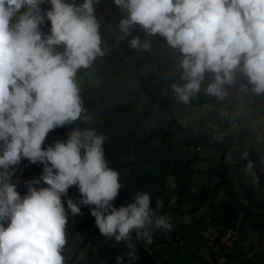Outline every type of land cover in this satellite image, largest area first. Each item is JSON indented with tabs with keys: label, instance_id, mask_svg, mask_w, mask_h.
<instances>
[{
	"label": "clouds",
	"instance_id": "clouds-1",
	"mask_svg": "<svg viewBox=\"0 0 264 264\" xmlns=\"http://www.w3.org/2000/svg\"><path fill=\"white\" fill-rule=\"evenodd\" d=\"M42 2L0 0V169H4L0 172V264H64L67 221L61 196L73 185H78L83 205L95 206L91 215L100 234L127 242L132 249L127 255L136 259L131 234L150 244L149 226L170 229L171 224L163 216L153 220L148 193L137 194L127 206L113 205L121 184L118 173L106 164L105 137L94 129H75L66 143L58 141L42 149L50 130L91 119L82 106L75 75L104 55L93 0L80 6L50 0L46 15L51 34L44 38L39 30L44 20ZM114 2L129 13L120 22L121 40L139 24L182 53L184 83L171 86L180 102L189 103L199 92L205 72L215 73L206 92L222 99L224 85L234 83L238 68L253 92L264 93V0ZM129 43L141 50L151 46L148 41L141 44L138 36ZM57 45L64 46L63 53L54 50ZM21 156L45 165L32 184L48 185L40 190L29 185L23 199L16 185L7 182L9 166ZM162 205L163 201L157 202L158 208ZM67 206L74 215L81 211L72 200ZM4 221H10L7 227ZM116 264H125L124 257L118 256Z\"/></svg>",
	"mask_w": 264,
	"mask_h": 264
},
{
	"label": "trees",
	"instance_id": "trees-1",
	"mask_svg": "<svg viewBox=\"0 0 264 264\" xmlns=\"http://www.w3.org/2000/svg\"><path fill=\"white\" fill-rule=\"evenodd\" d=\"M64 2L80 6L84 0ZM93 6L101 44L108 50L104 55L97 56L88 67L94 69L98 82L92 85L85 80L79 89L82 106L91 119L87 122L82 118L77 119L50 130L42 149L47 150L58 141L66 143L75 129H94L98 135H103L106 164L118 173L121 184L119 194L112 202L117 209L133 203L137 194L148 193L151 198L150 207L155 211L154 217H164L171 209L184 215L188 212L184 209V203L191 179L197 175H213L218 178V182L202 187L191 213L198 210V202L209 201L214 225L230 228L240 213L264 218V214L253 210L257 205L254 195L264 184V175H258L256 182L250 186L241 183L240 191H237L225 171L226 158L241 154L243 148L248 150L244 155L245 164L255 166L264 160V146L254 143L258 132L251 117L253 110L264 111V93L253 92L248 78L238 68L234 83L224 85L226 95L222 99L206 92L209 84L214 81L215 73L205 72L199 92L191 97L189 103L180 102L171 87L173 84L184 83L183 69L180 67L182 53L179 49L168 45L166 38L158 33L149 35L139 24H134L131 35L121 40L120 22L128 17L127 10L116 6L114 0H93ZM39 7L44 16L42 24L46 27L51 23L46 15L52 7L50 0H43ZM137 36L141 44L148 41L150 49L130 47L129 42ZM189 107L203 112L201 124L205 131L202 134L179 120L178 113ZM214 132L224 134L223 140L215 139ZM235 145L239 148L235 149ZM202 147L222 150L221 159L213 155L203 156L200 152ZM2 149L3 143L0 142V154ZM83 154L84 150L81 149ZM199 162L206 163L207 168H198ZM44 166L39 161L32 163L21 156L17 164L9 166L7 182L16 185L23 199L28 194L29 185L37 190L48 187L42 181L40 184H32V181L42 176ZM3 171L0 169V172ZM170 177L176 182L174 189L166 187ZM220 190L224 191L225 199L219 198ZM174 196H177L176 207L171 203ZM68 200L77 204L81 210L79 214L71 212L67 206ZM81 200L78 185L70 186L67 193L62 194L61 201L67 221L64 230L80 234L84 243L91 245L106 264H116L118 256L124 257L125 264H178L160 251L147 248L135 232L131 234V243L135 245L137 258L132 259L127 255L132 251L127 242L118 243L114 237L100 234L95 218L91 215V209L95 206H85ZM158 201H163L162 207H157ZM194 219L197 220L196 217ZM2 223L7 227L10 221ZM154 235L158 243L177 240L175 234H168L163 228L157 229ZM184 253L192 255L203 264H211L190 248ZM212 254L213 264H217L219 257H232L246 263L223 249L220 253ZM76 259V256L70 259L64 257V264H81Z\"/></svg>",
	"mask_w": 264,
	"mask_h": 264
},
{
	"label": "crops",
	"instance_id": "crops-1",
	"mask_svg": "<svg viewBox=\"0 0 264 264\" xmlns=\"http://www.w3.org/2000/svg\"><path fill=\"white\" fill-rule=\"evenodd\" d=\"M254 111V110H253ZM264 112V111H262ZM224 115H227L224 112ZM253 115L251 111V116ZM213 128H216L213 126ZM211 132V131H209ZM214 137L217 140H223L224 134L220 132H214ZM259 135L255 139L254 143L257 146H264V139L259 140ZM235 149L239 147L234 146ZM242 153L238 155H229L226 158L225 171L229 178L233 180L234 187L237 191H240L241 183L250 186L256 182L258 175H264V160L257 162L255 166L249 167V164H245L244 155L248 152L247 148L242 149ZM200 152L203 156L213 155L218 160L221 159L222 150L218 148L202 147ZM197 167L206 169L207 164L203 162L197 163ZM218 182V178L213 175H197L191 179L189 185V191L185 196L184 209L188 211L184 214L187 221L196 226L200 222V228L204 230L202 232V239L197 245L191 244L190 249L197 252L203 258L213 264V254L220 253L222 249L228 253L234 254L239 259L244 260L240 262L232 257H219L217 264H264V218H255L244 213H240L233 226L230 228L214 225L211 220V208L209 201L198 202V210L195 213H191L190 210L197 203V195L200 193L203 186H212ZM166 187L168 189H174L176 182L174 178L170 177L166 181ZM177 196H174L172 202L176 203ZM219 198L225 199L223 190L219 192ZM257 205L253 210L255 213L264 214V184L259 187L254 195ZM246 205L249 204L246 202ZM196 217L197 220L194 219ZM201 245V249H197V246ZM153 249L159 250L154 247ZM164 255V254H163ZM172 262L183 264L182 260L175 258L176 256L171 251L165 255ZM193 261L191 264H203L197 259L191 257Z\"/></svg>",
	"mask_w": 264,
	"mask_h": 264
},
{
	"label": "rangeland",
	"instance_id": "rangeland-1",
	"mask_svg": "<svg viewBox=\"0 0 264 264\" xmlns=\"http://www.w3.org/2000/svg\"><path fill=\"white\" fill-rule=\"evenodd\" d=\"M42 14V13H41ZM39 30L43 34L42 38L51 34V23L48 26H43V24L39 25ZM104 53L107 52L108 48L101 44L100 45ZM54 50L56 52L63 53L64 46L57 45L54 46ZM85 80H88L92 85H95L98 82L95 71L93 68H81L77 71L75 75V83L80 89ZM253 115L252 122L255 129L258 132V139H264V112L252 111ZM201 114L202 111H196L192 108H186L178 113V117L180 122L188 127H192L196 132L203 133L204 127L201 124ZM74 198V197H73ZM173 206L176 207V203H172ZM167 218L168 222L171 224L170 229H166L168 234H175L177 237L176 241H171L170 243H158L154 232L157 231L155 224L149 226L148 231L152 239V243H148L144 237L141 239L144 241L145 246L147 248H158L162 254L167 255L170 251L173 255H175L176 259L179 258L182 260L183 264H191L192 255L185 254L184 252L188 250L191 244L197 245L200 242L202 237V232L205 227L200 228V222L194 227L190 224L184 215H181L178 210L171 209L164 216ZM156 217H153L155 220ZM65 231L66 244L63 247L62 255L63 257L70 259L76 256V260L81 264H106V262L100 258L95 249L91 247V245L84 243V240L80 234H77L72 231ZM201 245L197 246V249H201ZM200 251V250H199ZM194 258V257H193ZM195 259V258H194Z\"/></svg>",
	"mask_w": 264,
	"mask_h": 264
}]
</instances>
